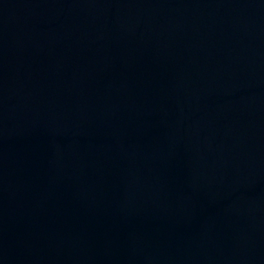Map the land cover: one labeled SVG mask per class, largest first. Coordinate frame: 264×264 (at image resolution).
<instances>
[{
	"label": "water",
	"instance_id": "obj_1",
	"mask_svg": "<svg viewBox=\"0 0 264 264\" xmlns=\"http://www.w3.org/2000/svg\"><path fill=\"white\" fill-rule=\"evenodd\" d=\"M0 264H264V0H0Z\"/></svg>",
	"mask_w": 264,
	"mask_h": 264
}]
</instances>
